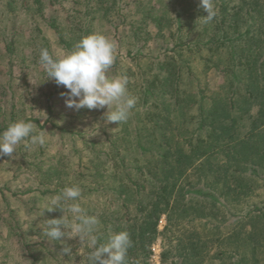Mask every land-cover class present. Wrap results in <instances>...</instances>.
Segmentation results:
<instances>
[{"label":"trees","instance_id":"trees-1","mask_svg":"<svg viewBox=\"0 0 264 264\" xmlns=\"http://www.w3.org/2000/svg\"><path fill=\"white\" fill-rule=\"evenodd\" d=\"M48 4L64 10L63 0H6L5 7L18 24L22 8L45 17ZM199 5L200 0H76L65 16L55 9L47 17L66 53L99 26H110L108 34L117 31V51L126 52L117 54L109 73L128 78L129 93L138 103L128 122H116L104 140L91 139L74 124L78 113L66 107L61 94L68 89L50 83L42 92L45 119L29 115L22 120L57 134L78 160L66 172L69 156L45 166L44 146L34 149L42 160L24 163L35 167L44 187L9 188L27 215L37 216L40 198L59 194L68 174V184L80 186L82 194L99 195L100 203L88 213L99 218L105 240L109 231L130 234L127 264H151L159 238L165 264H179L178 257L206 259L209 240L190 224L218 215V209L208 208L218 199L240 206L255 192L253 177H263L264 0H214L217 15L208 23ZM14 42V37L7 41L8 50H14ZM212 69L225 75L215 89L207 79ZM9 86L0 84V132L25 109L14 94L5 98ZM22 194H31L27 202ZM1 195L9 232L23 255L29 264H44L43 229L27 227L9 195ZM258 210L255 217L263 222L264 207ZM241 235L237 241L255 245V232Z\"/></svg>","mask_w":264,"mask_h":264},{"label":"rangeland","instance_id":"rangeland-1","mask_svg":"<svg viewBox=\"0 0 264 264\" xmlns=\"http://www.w3.org/2000/svg\"><path fill=\"white\" fill-rule=\"evenodd\" d=\"M76 0H63L64 10L59 5L52 7L47 5L45 10V17L32 16L25 8L18 12V24H13L14 16L6 9V0L0 1V84L10 85L7 87L5 98H11L15 95V101L25 106L19 114V120L26 116H39L42 120L45 119L46 109L42 92L50 87V83L54 79L46 80L47 74L44 66L40 62V50L48 49L50 54H66L58 41V36L55 31L47 24V17L55 13V9L60 11L62 16H65L71 7H75ZM69 13V12H68ZM134 16V13L130 14ZM110 26H99L97 32H102L116 41L119 38L117 31L108 34L107 30ZM128 29V33H130ZM14 37V50L7 49V41ZM156 42L161 38H155ZM124 48V47H123ZM121 52V53H120ZM119 53V58L125 51L122 49ZM116 75V74H110ZM208 81L211 89H215L219 84L223 83L225 75L222 71L210 70L208 73ZM46 80V81H44ZM66 100V97L64 101ZM73 109V108H72ZM74 113H78V119L74 124L78 129L86 133L88 138L104 140L107 132H112L115 123H106L104 109H88L82 108L74 109ZM81 120L80 122H78ZM47 136V143L44 146L46 154H44V165L48 166L50 163H55L59 157L65 160L67 156L69 159L64 165L65 171L70 172L77 165V157L73 156L72 152L65 143L62 145L57 134H50L45 132ZM96 133V134H95ZM26 150L23 145L17 149L12 157L7 155L0 156V264H29L26 257L23 255V250L20 248L18 242L12 237L6 223V214L4 212V200H2V191L9 195L11 205L19 209L20 217L27 227L32 224L41 225L47 219H52L54 216L60 217L57 210L46 212L40 216L41 211L37 216L27 215L21 203L15 196L12 195L9 188L16 192H22L28 188H36L42 186L39 180L35 178V167L27 169L25 166V159L34 160V157L39 156L38 152ZM72 156V157H71ZM39 160L42 158L38 157ZM29 175H31L29 177ZM263 177H253L256 180L255 192L246 198L245 202L240 206L235 207L226 199H218V203L214 206L208 205V208L217 211L218 215L211 216L206 219H198L195 223H191V227H195L203 237L209 240V246L206 251V259L204 261H182V257H178L179 264H264V229L263 222L255 217L259 214L258 208L264 207V172ZM74 179V177H73ZM71 177L67 174L66 185L71 186ZM72 182V181H71ZM44 186H42L43 188ZM65 188V187H64ZM63 190V189H62ZM33 192L32 194H37ZM31 194H22L24 198L29 199ZM38 195V194H37ZM57 195V194H55ZM54 195V196H55ZM53 196H42L40 204L43 207L44 203ZM99 195L95 193L82 194V204L89 210L94 208V203H100ZM208 202V200H207ZM99 206V205H98ZM166 224V218L163 217L160 222V229L162 230ZM185 228H189L188 223H183ZM194 225V226H193ZM193 229V228H192ZM255 232L257 237L254 241L253 247L245 241H237L238 236L247 235L249 232ZM262 233V234H261ZM67 245L71 246V255L63 253L64 244L50 241L47 239V248L45 252L44 264H87L88 249L82 246L79 237L68 239ZM56 243L59 247L56 246ZM162 239L153 246V254L150 258L151 264H165L162 261ZM166 264H173L170 261Z\"/></svg>","mask_w":264,"mask_h":264},{"label":"clouds","instance_id":"clouds-1","mask_svg":"<svg viewBox=\"0 0 264 264\" xmlns=\"http://www.w3.org/2000/svg\"><path fill=\"white\" fill-rule=\"evenodd\" d=\"M204 23L215 19L217 11L214 0H200ZM117 56V44L102 32H93L82 37L73 50L66 54L53 55L48 49L40 50V62L47 79L63 85L68 92L66 107L104 109L106 123H126L133 115L138 97L128 90L126 76L110 75ZM44 80V81H46ZM96 134V133H95ZM47 143L44 131L25 120H18L0 132V156L12 157L23 145L26 150L43 147ZM82 189L73 184L66 186L59 194L48 199L40 216L45 211L61 210L59 218L47 219L41 223L42 236L50 241L64 244L63 253L71 255V246L62 239L79 237L82 246L88 249L87 264H127L128 250L132 240L127 231H109L106 240L100 231L101 222L96 215H90L81 202ZM103 241V242H102Z\"/></svg>","mask_w":264,"mask_h":264}]
</instances>
